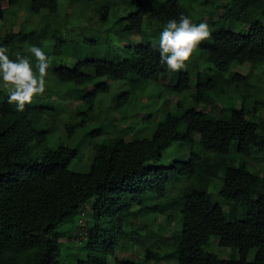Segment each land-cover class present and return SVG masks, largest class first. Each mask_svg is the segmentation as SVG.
Listing matches in <instances>:
<instances>
[{
	"label": "trees",
	"instance_id": "1",
	"mask_svg": "<svg viewBox=\"0 0 264 264\" xmlns=\"http://www.w3.org/2000/svg\"><path fill=\"white\" fill-rule=\"evenodd\" d=\"M60 1L0 0V46L15 59L30 43L51 59L45 94L23 112L0 90V264H264V0H66L59 10ZM216 9L212 39L186 70L160 62L151 32L181 13L204 22ZM245 63L250 70L237 72ZM156 82L167 97L193 86L189 105L171 109L167 98L152 130L150 118L139 129L120 124ZM84 157L88 171L69 167ZM66 221L76 226L65 244L57 228ZM211 235L238 255L205 251ZM64 246L83 255L64 262Z\"/></svg>",
	"mask_w": 264,
	"mask_h": 264
},
{
	"label": "clouds",
	"instance_id": "2",
	"mask_svg": "<svg viewBox=\"0 0 264 264\" xmlns=\"http://www.w3.org/2000/svg\"><path fill=\"white\" fill-rule=\"evenodd\" d=\"M212 27L206 22H194L189 15L181 13L179 18L167 20L159 34L160 62L172 72L186 70L196 55L199 46L212 39ZM28 52L35 58V64L28 56L16 54L13 59L9 49L0 46V90L7 93V102L16 105V111L23 112L36 98L47 90L46 77L51 59L38 46L32 45Z\"/></svg>",
	"mask_w": 264,
	"mask_h": 264
},
{
	"label": "rangeland",
	"instance_id": "3",
	"mask_svg": "<svg viewBox=\"0 0 264 264\" xmlns=\"http://www.w3.org/2000/svg\"><path fill=\"white\" fill-rule=\"evenodd\" d=\"M61 2H62V4L66 5V0L60 1L59 10H63L65 8V7L64 8L61 7ZM222 12H223L222 9H216L212 13L213 15L210 16V17H207L205 21L212 27L213 20H215ZM81 14L84 15V17H88V18H90L92 16L89 11H86V12L81 11ZM263 21H264V12H263ZM145 28H149V25L147 23L145 24ZM237 29H239V26H234V30H237ZM161 31L162 30L157 31V33H155V34L152 33V32L150 33V40L152 41L153 45L157 49H159V34H160ZM129 36L132 37L135 42H137L139 40L141 34H140L139 31H134V32H130ZM30 46H32L30 43H23V45H17L15 47V52L17 54L20 51H28V48ZM46 48L49 51L52 50V44L49 43L46 46ZM122 53H124V50L122 51ZM250 68L251 67L249 66V64L245 63V64L239 65V67H237V72H239L241 74H245V73H247L250 70ZM252 71L254 73H258L259 71H261V69L254 68V69H252ZM253 80H254L255 84L257 85V87L260 88V85L263 82L262 79L254 78ZM163 89H164V84L162 82H156L154 84L149 85L147 90L142 93V97H140L141 100L139 99L138 103H136L135 110L138 112V115L137 116H132L131 119L129 117H127V121L123 120V119H120V120H118V122L120 124H123V123H129L128 121H131L132 125H134L136 128L139 129V128L144 127V125L146 124L147 120L150 118V121L148 122V124H149L150 130H152L154 125H155V123H156V120H158V119H160V118H162L164 116V111L161 108L163 107V104H164L165 100L167 98H169L168 99V105H169V107L171 109L174 106V104L177 101H179V100H182L181 104H182L183 107L188 106L189 105V101H190L188 95H189V93H191L190 91L194 90V87L191 86L190 88L185 89L182 92H171L169 97H167V94L166 95L162 94V92L159 93L160 91H164ZM229 97H230V95H229ZM231 101L234 104H237V105H240V103H241V101H240L238 96H234L233 98H231ZM76 102H77V100H73V101H69L68 104L69 105L70 104H75ZM129 107H130V105L125 107V109H124L125 113L128 112ZM246 107H248V109H250L251 108V102L246 103ZM156 111H158V113L156 114L155 118L153 119L154 115L153 114L151 115V113H154ZM125 113L122 112L121 114H125ZM262 114H264V111H262ZM143 115H144V121H141ZM58 130L60 131L61 129H58ZM141 130H146V129H141ZM56 135L59 137V140L62 143L70 144V141H69V139H68V137L66 135H59V134H56ZM51 138L53 139V134L51 135ZM54 144H55V142H54ZM86 150L87 149L84 146L82 151L86 152ZM179 155L182 156L183 152L179 153ZM173 156H174V154H173ZM240 157L241 156H236V158L233 161L234 164H236V165L239 164L238 161H240L242 159ZM163 159L166 160L165 158H163ZM252 160L250 158H247V160H246V162L248 164L247 168L249 170H251V171H254V172H256V170L257 171L260 170L262 162L257 161V160H253V161ZM69 167L72 170H75V171L86 172L89 169V163L87 162L85 157L83 158V160L82 159L77 160V158H74L70 162ZM217 197H218V195H217ZM222 206H223V209L226 212L229 211V205L228 204L226 205V203H222ZM242 214H243V207L240 206L237 209L236 217H240V216H242ZM229 217H232V216H229ZM79 222H84V221H81V219H79ZM174 223L176 224V226L180 225V216L179 215L174 217ZM71 226H76V225L72 224L71 221H66V222H64L63 224H61L57 228V230L65 232V234H63V236L60 238L62 243H65V240H67V238H68V236L70 234V227ZM131 249H134L135 251L138 252V253L135 254L134 257H136V258H141L142 257L141 250H140V248L138 246H135V247L133 246V248H131ZM166 249H171V248H166ZM204 250L205 251L215 252L218 255V257H223V258H228L230 256H237L238 255L236 252L232 253V251H231V249L229 247L220 246L218 244V238L216 236H214V235H211L209 237V241L204 246ZM79 255L80 256L83 255L82 254V250H79L77 247H73V246H64V248H62L61 251H60L59 259L64 261V262H67V263H74ZM118 255L121 256L122 252L118 251ZM252 256H253V252H251L249 254V258L250 257L252 258ZM114 259H115V256H110L108 258V264H113L114 263ZM142 263L143 264H177V261H176V258L169 257V258H163V259L161 258L160 261L148 259V260H144Z\"/></svg>",
	"mask_w": 264,
	"mask_h": 264
}]
</instances>
